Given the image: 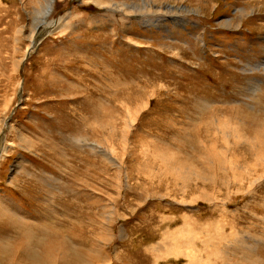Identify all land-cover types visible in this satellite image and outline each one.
<instances>
[{
	"label": "rangeland",
	"instance_id": "rangeland-1",
	"mask_svg": "<svg viewBox=\"0 0 264 264\" xmlns=\"http://www.w3.org/2000/svg\"><path fill=\"white\" fill-rule=\"evenodd\" d=\"M95 1L0 0V264H264V0Z\"/></svg>",
	"mask_w": 264,
	"mask_h": 264
},
{
	"label": "bare ground",
	"instance_id": "bare-ground-1",
	"mask_svg": "<svg viewBox=\"0 0 264 264\" xmlns=\"http://www.w3.org/2000/svg\"><path fill=\"white\" fill-rule=\"evenodd\" d=\"M48 3H49V6L47 7V8H44V9H42V11H39V14H42V15H49L50 14V10H51V7H50V1H48ZM95 3L98 5V7L100 8V10L101 11H103V12H105L106 13V15H109V14H112V15H114V13H115V11H119V17H121L122 19H125V18H128L129 16H130V18L131 17H134V19H137L138 18V20L140 19V20H144V18L142 17V16H139V15H141V14H135L134 12H136V9H137V7H134L130 12H128V13H125L124 12V10L123 9H120V7L121 6H128V2H115V3H109V2H102V1H100V0H98V1H95ZM152 5V4H151ZM167 5V4H166ZM152 7V6H151ZM98 8V9H99ZM164 7L163 6H161L160 8H158V13H164V11L162 10ZM167 8V6L165 7V9ZM173 7L171 6L170 8L168 7V9H172ZM174 9V8H173ZM180 9V8H179ZM100 11V12H101ZM132 11H133V13H132ZM99 12V13H100ZM143 12V11H142ZM137 13V12H136ZM102 14V13H101ZM164 14H166V11H165V13ZM175 14V13H174ZM156 15V14H155ZM168 15V14H167ZM90 16H92V15H90ZM174 16V15H173ZM175 17V16H174ZM42 18V17H41ZM40 18V19H41ZM146 19H149V18H145V20ZM46 19H44V21H45ZM139 20V21H140ZM152 20V19H151ZM172 20V19H171ZM38 21H40V20H38ZM146 22H150V21H146ZM170 23V22H169ZM174 23V22H173ZM179 24V23H178ZM33 39V38H32ZM171 39V38H170ZM171 79V78H170ZM188 81V80H187ZM142 86V85H141ZM190 87V86H189ZM187 89V88H186ZM132 91V90H131ZM176 92V91H175ZM131 93V92H130ZM148 93H150V92H148ZM152 93V92H151ZM197 93V92H196ZM144 94H145V92H144ZM178 94V93H177ZM146 95H144V97H145ZM151 96V95H150ZM153 97V96H152ZM143 102V101H142ZM123 106H124V111L125 112H129V113H131V111H130V106L128 105V104H123ZM136 106V105H135ZM134 106V107H135ZM135 111V110H134ZM138 111V110H137ZM124 113V112H123ZM136 113V112H135ZM134 113V114H135ZM114 114H115V111H114ZM116 114H118V113H116ZM136 115V114H135ZM113 115H111V117H112ZM127 121H128V119H127ZM113 122V121H112ZM125 122H126V120H125ZM133 123V120H131V123L130 124H132ZM132 126V125H131ZM126 127V126H125ZM133 127V126H132ZM121 128V127H120ZM129 128V127H128ZM124 129V128H123ZM128 131V130H127ZM114 132V131H113ZM239 133V128H238V126L237 127H233V126H231V125H227L226 127H224L223 128V134H224V137L225 138H230L231 136H234V135H237ZM130 135V134H129ZM247 141V140H246ZM262 142H260L259 141V143L262 145V146H264V136H263V139L261 140ZM251 143H256L255 141L254 142H251ZM127 144H128V142H127ZM247 144V143H246ZM261 145L259 146V150L261 149V151H263L264 152V150L262 149V147H261ZM125 146H126V143H125ZM8 147V146H7ZM5 146H2V150L0 149V152H2L1 153V160H2V158L4 157V154H5ZM126 148V147H125ZM111 149V151H107L106 153H105V156L107 157L106 159H108L109 161H111V157H112V155L114 156V154H113V150H112V148H110ZM258 150V149H257ZM153 152V151H152ZM162 152V151H161ZM160 151H154V153L153 154H151L150 155V152H148V157L149 158H151L152 160H153V162H157L159 165H160V168L158 169V175L157 176H153V177H150L149 179H154V178H162V177H169L168 175H167V172H169V175L171 176L170 177V179H171V181H170V186H167V184H166V186H167V188H172V189H174V190H176L177 191V193H179V194H184V195H186V197H189V196H192V199L194 198V200H195V198H196V194H197V192H192L191 190H193V188L191 187V184H187V183H182L181 182V180L180 179H182V178H185V177H187V176H189V175H191L192 173L195 175V178L193 179V181H198V180H200V178H201V176H200V174H198V173H195L194 172V170L191 168V167H188V166H194V165H187V166H185V165H182L181 163H177L176 165H172V164H170L169 163V158H168V156H167V154L166 153H161ZM164 152V151H163ZM103 153V154H104ZM112 153V154H111ZM115 153V152H114ZM263 154V153H262ZM262 154L260 155V156H262ZM110 155H111V157H110ZM143 156H144V154H143ZM143 156L141 155V159L143 158ZM212 157H215V158H221L222 157V154H217V153H212V155H210V158H212ZM115 158V157H114ZM0 160V161H1ZM107 160V161H108ZM112 161L114 162L115 160H113L112 159ZM112 161H111V163H112ZM110 163V162H109ZM123 163V162H122ZM115 164V163H114ZM208 164H211V165H213V166H219V168H215V169H217V170H219V171H221V172H227L228 173V179H230L231 181H232V183H234L235 184V182H237V183H239L240 185H244L245 183H247L249 180H250V183H251V185L253 186H255V183L257 182V180H259V179H254V176L253 175H255L256 174V171L254 170V168H243L242 170H240L242 167L241 166H237L236 165V161H234V160H224V159H222V160H220L219 162H216V161H214L213 160V158H212V161H210V162H208ZM117 165V164H116ZM121 167V166H120ZM195 167V170H196V166H194ZM118 172V171H117ZM119 173H120V171H119ZM239 173V174H238ZM243 173L245 174V175H243ZM206 174H208V173H203V175H206ZM211 175H212V173H210ZM231 174V175H230ZM236 174H238V175H240V176H242L243 175V177H241V179L238 181V179L236 178ZM149 177V176H148ZM148 180V179H147ZM159 180V179H158ZM156 180L154 179V180H152V181H150V182H155ZM159 182H161L160 180H159ZM206 184H208L209 185V183H206ZM158 185H160L159 187H160V189H161V186H164L163 185V183H159ZM222 185V184H221ZM226 185H227V187L229 188V185L226 183ZM120 187V186H119ZM150 187H146V189L145 188H141V190H139V192L141 193H147L146 195L148 196V193L150 192V191H152L151 189H149ZM225 189V188H224ZM136 190V189H135ZM149 191V192H148ZM161 191V190H160ZM137 192V191H136ZM190 192H192V193H190ZM188 193H190L189 195H187ZM216 193H218V192H216ZM219 193H221V192H219ZM158 193H156L154 190H153V192H152V194L150 195V196H156ZM214 193H211V196L213 195ZM210 196V194L207 196V197H209ZM217 197V196H216ZM182 199V198H181ZM190 200V199H189ZM184 201V200H183ZM190 203V202H189ZM76 237V236H75ZM190 241V240H189ZM181 243H183V247H184V245L185 244H187V243H184V241L183 242H181ZM178 244V243H177ZM175 245V244H174ZM161 246L162 247H160V248H164L165 247V245L163 246L162 244H161ZM180 246V245H179ZM178 246V247H179ZM173 247V246H172ZM177 246H174L173 247V249H171V251L172 250H174V249H176V248H178ZM154 248V247H153ZM157 248V245H156V247H155V249ZM181 249V248H180ZM64 251V250H63ZM179 251L180 250H178L177 251V255H179ZM44 254H51V253H53V255H56V256H58L60 253H62L61 252V249L59 248L58 249V252H56V251H54V250H46L45 252H43ZM65 254V253H64ZM159 254V253H158ZM67 255V254H66ZM66 255H62V256H58L56 259H59V260H57V262H56V264H65V262H67L66 261V258L68 257V256H66ZM69 255V254H68ZM53 257V256H52ZM178 258V257H177ZM187 260L186 261H188L186 264H202V263H197V261H196V256H194V257H192V256H189L188 258H186ZM69 262V261H68Z\"/></svg>",
	"mask_w": 264,
	"mask_h": 264
}]
</instances>
